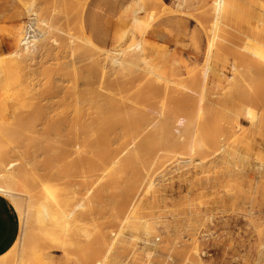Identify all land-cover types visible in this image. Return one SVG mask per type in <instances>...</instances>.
Here are the masks:
<instances>
[{
  "label": "rangeland",
  "instance_id": "rangeland-1",
  "mask_svg": "<svg viewBox=\"0 0 264 264\" xmlns=\"http://www.w3.org/2000/svg\"><path fill=\"white\" fill-rule=\"evenodd\" d=\"M125 1L128 3L124 5ZM135 1L114 0L113 4L109 5L111 6L109 9L108 5L100 4L98 0H0V70L2 71L0 72V152L4 155V151H10L9 154L5 153V156L0 154V158L1 155L3 157L0 160H5L8 156V159L17 161L18 167L21 166L19 177L22 179L19 178L21 181L18 180L14 184L16 191L33 197V202L39 201L41 197L42 201L47 199L48 203L54 204L57 198H66L74 190L80 191L81 180L77 178H69L70 180L67 178L65 179L67 182L58 181L59 185L47 180L39 183L35 172L32 174L31 170L35 171L40 167L44 176L54 167L62 164H56L53 159L49 160L47 155H54L52 152L56 153L58 150V146L54 147L55 137L69 136V127H67L69 124H66V121L73 117L75 107L80 106L81 102L84 101L89 106L92 104L103 112L106 110L105 115L103 114L105 117L102 116L104 122L108 120V123L118 126L116 123L126 118L131 127L134 119L133 124L135 121L138 125L141 124L140 128L139 126L134 128L132 130L134 132L131 131L129 134L125 132L123 134V129L117 127L120 129L110 136L106 144L110 151L115 150L114 157L112 156V160L107 164L108 167L105 165L104 168L100 167V170L90 174L87 180L89 200L86 201L89 205L88 207L86 203L85 205L86 209L91 208V211L85 219L83 227V232L86 230L85 234L81 232L79 225H71L66 230L62 228L63 225H58L50 228V232L56 235H54L55 242L49 243L39 232H35L39 236L29 232L33 229L30 225L26 240L27 247L31 249L26 248L28 255H25L26 252L23 255L29 261L28 264H98V260L100 264H264V71H260L259 68H255L254 71L252 68V71L247 73L246 65L239 58L246 49L250 52L253 48V52L250 53H254L257 48L255 46L260 45V51L257 50L260 55L256 53L257 51L254 54L258 56L257 58L253 54L251 56L249 52L246 53L254 58L252 60L254 63L256 61L255 64L258 62L264 69V57L261 56V54L264 56V0H224V9L216 25L212 16L213 0H139L143 11L137 16V21L134 20L132 12ZM27 6H31L39 18L45 17V20H48L47 27L43 26L48 34L39 49L33 52L34 55L24 60L23 57L17 59L13 53L20 49L17 44L19 36L15 34L21 32L28 21ZM108 11L112 16L109 23L112 27L110 35L103 30V22L99 15ZM212 33L214 47L208 57L207 49L213 37ZM70 35L72 39L69 38ZM87 40L91 44H88ZM137 41L142 44V51L128 54L129 57L126 55L127 58L132 59L133 64L111 67L107 56L110 51L117 49L118 45L125 48ZM148 44L150 50L147 48ZM148 53L150 57L146 55ZM23 55L21 53V56ZM259 56L262 58L261 61ZM207 58L213 70L205 84V105L197 118L199 124L194 121V129L191 127L193 123L191 124L189 112L175 111L173 106L176 104V99L179 101V97L187 94L196 103L200 100L199 94L203 86L202 70ZM143 60L153 69L149 70ZM231 77L233 82L236 81L235 83L238 84V90L232 89ZM240 82L242 85L239 84ZM77 92L82 95L83 92L87 94V100L84 99V95L82 101L81 95ZM73 93H77L78 96L77 94L73 96ZM241 95L243 99L247 96V100H241ZM110 98L114 102L109 101ZM237 99H240V102ZM88 100L89 104L85 102ZM93 101H95L94 105ZM69 110L71 113L68 114ZM13 111H18L20 116L22 114L21 118ZM22 118L24 127L17 129L21 131L25 128L21 131L24 133H18L16 130L13 134H20L19 137L22 136L20 138L15 135L16 141L22 138V142L25 143L20 144L15 141L16 144L11 140L14 138L13 134L12 136L10 134L11 138H9L7 133L9 130L5 125H14L16 119V127ZM180 118L184 119L183 126L177 124ZM170 120V127L163 129L166 126L164 127L162 122L169 123ZM205 120L208 123H205ZM54 123L59 127L54 126ZM119 124L121 126V123ZM217 124H219L218 128ZM46 125L50 129L48 131L51 136L47 137L51 139L45 141V144H48L45 148L42 146L44 138L41 134L46 136L44 133L48 132ZM157 125H160L159 128ZM52 127L56 129V131L53 129L55 132ZM43 128L46 129L42 132ZM137 130L140 131L137 132L138 134ZM210 130L215 132L212 133ZM192 131L196 133L192 134ZM210 134L213 139L211 143L206 144L210 142L211 138H208ZM205 136L207 137L203 141ZM174 137L176 144L179 145H174L175 141L169 140ZM11 142L16 145H12ZM26 144L29 151L23 147ZM13 146L15 147L12 149L15 150L11 152ZM48 147L50 154L47 153ZM39 148L41 151L46 149V152L43 151L45 157H42ZM24 151H28L26 156ZM30 151L33 153L32 156L34 155L31 158L34 161L31 162H35V157L39 153L40 157L36 159L37 163L31 164L32 168L34 165L38 168L35 166V170L32 168L26 170L28 177L24 172V166L28 168L31 165L22 163L27 155L30 160ZM132 151L136 154L139 152L138 157L142 159L141 162L139 158L136 164L138 166L143 164V167L141 166L143 178L133 187L135 190L127 188L125 183L120 191L116 190L114 185H106L112 167L115 166L114 169L120 167L117 163ZM73 157L74 155H71L68 159ZM39 160L42 161V164L40 162L42 166H38ZM25 162L29 161L26 159ZM111 162H116L118 166L114 164L110 167ZM47 165L49 166L46 168ZM18 167L16 169H20ZM41 171L37 170L36 174L37 172L40 174ZM234 171H238L239 176ZM234 174L237 178H234ZM122 178L124 181L127 180V171ZM33 180L40 184L39 188L38 184L36 187L33 186L37 192L35 194L40 196L38 198L34 192L32 193V189L29 190ZM33 184L36 185L34 182ZM43 185L46 188L50 187L49 192H46L45 186L43 189L46 190L41 188ZM100 191L102 202L95 200V194L101 193ZM46 194H51V202L48 200L51 197ZM93 200L94 202H91ZM131 208L134 209H132L134 213L129 219L124 220V216ZM209 216H212L210 221H208ZM145 223L148 224L150 231L148 238L143 234ZM119 231L121 235L114 237ZM40 236L42 238L39 239ZM82 236H86V239ZM143 238L147 241L154 240L149 241L154 248L150 244H143L141 242ZM101 239H104L101 242L102 247L94 255L91 254ZM112 240L114 243L111 245ZM108 246H110L109 251H107ZM10 251L11 249L0 256V262L18 264ZM88 254L90 257L88 256L87 259ZM101 259L104 262H101ZM23 260L27 262L24 256Z\"/></svg>",
  "mask_w": 264,
  "mask_h": 264
},
{
  "label": "bare ground",
  "instance_id": "bare-ground-1",
  "mask_svg": "<svg viewBox=\"0 0 264 264\" xmlns=\"http://www.w3.org/2000/svg\"><path fill=\"white\" fill-rule=\"evenodd\" d=\"M224 0H213V3H212V16H213V18H214V23H215V25H216V23H217V21H218V19L220 18V16H221V14H222V11H223V9H224ZM242 4V3H241ZM236 6V5H235ZM28 8H27V15H28V21L25 23V25H24V28L22 29V31L21 32H17L15 35L16 36H19V40H18V43L17 44H19V46H20V49H18V50H20V51H18L17 50V52H15V53H13L14 55H15V57L18 59V57L19 58H24V60H25V58L26 59H29V57L33 54L34 55V53L33 52H35V51H37V49H39V46H40V44L44 41V40H46L47 38H46V36H47V31L43 28V26H46L47 25V23H46V21H48V20H45V17H44V19H42V17L41 18H39V16L37 15V13L32 9V7L30 6H27ZM164 8V7H163ZM166 9V8H165ZM164 9V10H165ZM227 10H228V7H227ZM225 11V10H224ZM81 12V11H80ZM251 12H253V11H251ZM250 12V13H251ZM79 13V12H78ZM244 14V13H243ZM205 25H207V24H205ZM211 25V24H210ZM207 26H209V25H207ZM243 26V25H242ZM47 27V26H46ZM216 27V26H215ZM211 29V28H210ZM220 29H221V27H220ZM49 30H50V28H49ZM247 30V29H246ZM249 30V29H248ZM256 30H257V28H256ZM212 31H213V29H212ZM251 31V30H250ZM216 31L214 30V33H215ZM50 33V32H49ZM83 34V33H82ZM213 34V33H212ZM219 34V33H218ZM84 35V34H83ZM251 35V34H250ZM72 35H70L69 36V38L71 37ZM220 36V35H219ZM68 37V36H67ZM212 37V36H211ZM73 38V37H72ZM72 38H70V39H72ZM221 38H222V35H221ZM263 39V38H262ZM210 40V39H209ZM226 40V39H225ZM253 40V39H252ZM216 42H217V40H215ZM257 41H258V39H257ZM262 41V40H261ZM260 41V42H261ZM72 42H73V40H72ZM71 42V43H72ZM87 42H88V44H91V43H89V41L87 40ZM55 43V42H54ZM81 43V42H80ZM151 44V43H150ZM264 44V43H263ZM247 45V44H246ZM249 45H250V43H249ZM248 45V46H249ZM257 45V44H256ZM91 46V45H90ZM148 46H149V44H148ZM151 46H152V44H151ZM252 46V45H251ZM260 46V45H259ZM258 45L257 46H255V47H257L256 48V51L257 50H259L260 51V49H261V46L259 47ZM89 47V46H88ZM213 47H214V34H213V37L211 38V40L209 41V44H208V49H207V56L208 57H210V55H211V52H212V50H213ZM122 48V47H121ZM144 48V47H143ZM148 49L150 48V46L149 47H147ZM152 49L154 50V47H152ZM250 49V48H249ZM150 50V49H149ZM148 50V51H149ZM214 50H215V48H214ZM255 50V49H254ZM264 50V49H263ZM97 51V50H96ZM142 51V44L140 43V41L138 42H136L135 44H132V45H130V46H128V47H125V48H122V49H115V50H113V51H110V53H109V55H107L108 57V59L110 60V64L112 65H110L111 67H124L123 65H128V63H130V64H133V63H131V60H130V58H127V56L126 55H130L131 53L133 54L134 52H141ZM247 53L249 52L247 49L245 50ZM244 51V52H245ZM256 51H254V53H250V52H253V48H252V50L249 52V54H251V56H252V54L254 55L255 54V52ZM259 51H257L256 53H258L259 54ZM155 52V51H154ZM242 53V54H240V56H239V58L242 60V62H244V64L246 65V69L245 70H247L246 72L248 73V71L249 72H251L252 70V68H254V71H255V68H259V70L260 71H264V69H262L261 67V65H259L258 64V62H257V64H255L256 63V61H255V63L253 62V60L252 59H254V58H252L249 54H247V53ZM263 52V51H262ZM21 53H23L24 55L23 56H21ZM98 54V53H97ZM135 54V53H134ZM99 55V54H98ZM103 55V54H102ZM105 55V54H104ZM105 55V56H106ZM129 55H128V57H129ZM146 55H149V53L148 54H146ZM260 55V54H259ZM25 56V57H24ZM104 56V57H105ZM160 56V55H159ZM164 56V55H163ZM257 55H254V57L255 58H257L256 57ZM261 56L262 57H264L263 56V54H261ZM133 57V56H132ZM148 57H150V55L148 56ZM6 58V57H5ZM65 58V57H64ZM135 58V57H134ZM133 58V59H134ZM161 58H163V57H161ZM10 59V58H9ZM136 59H137V57H136ZM208 60L206 61V62H204V63H206V64H203V65H205V66H203L204 68H203V70H202V90H201V93L199 94V96H200V100H198L197 101V103L195 102V100L190 96V95H185L184 97L183 96H181V98L179 99L178 98V100L179 101H177V99L175 100L176 101V104L173 106V108H175V109H173V110H175V111H177V110H179V111H183L184 113L185 112H189V116H190V118H191V124L193 123V125H191V127H193L194 128V124L195 123H197L198 121V117H199V115L201 114V112H202V110H203V106L205 105V98H204V91H205V84L207 83V79L209 78L208 76H209V74L210 73H212L211 71L213 70V69H211V67L212 66H210V63H209V58H207ZM260 59H262L260 56H259V60ZM13 60V59H12ZM101 60V59H100ZM135 60V59H134ZM138 60V59H137ZM146 60V59H145ZM145 60H143V62H144V64L147 66V68L149 69V70H152L153 68H152V66H150V65H148L149 63L148 62H146ZM212 60V59H211ZM256 60H258V59H256ZM99 61V60H98ZM261 61V60H260ZM133 62H135V61H133ZM241 62V63H242ZM264 62V61H263ZM16 64H17V62H15ZM96 63V62H95ZM262 63V62H261ZM260 63V64H261ZM3 64V63H2ZM24 64V63H23ZM27 64V63H26ZM99 64H101V63H99ZM129 64V65H130ZM233 64H235V63H233ZM263 64V63H262ZM10 66V65H9ZM14 66V65H13ZM97 66V65H96ZM95 66V67H96ZM144 66V65H143ZM235 67V66H234ZM98 68V67H97ZM100 68V67H99ZM248 69H250V70H248ZM256 69V71L258 72V70ZM4 70V69H3ZM119 71V70H118ZM135 71V70H134ZM133 71V72H134ZM137 71V70H136ZM154 71V70H153ZM253 71V72H254ZM259 71V73H261ZM19 72V71H18ZM27 72V71H26ZM155 72V71H154ZM153 72V73H154ZM164 72V71H163ZM21 73V72H20ZM144 73V72H143ZM148 73V72H147ZM159 73V72H158ZM263 73V72H262ZM5 74V73H4ZM31 75H32V73H30ZM253 74V73H252ZM256 74V73H255ZM264 74V73H263ZM157 74H155V76H156ZM160 75V74H159ZM251 75V74H250ZM22 76V75H21ZM29 76V75H28ZM245 76V75H244ZM264 76V75H263ZM159 77V76H158ZM249 77V76H248ZM9 78V77H8ZM7 78V79H8ZM157 78V77H156ZM155 78V79H156ZM247 79V78H246ZM252 79V78H251ZM30 80H31V77H30ZM232 80V82H233V77H231L230 78V81ZM259 80V79H258ZM160 81V80H159ZM247 81V80H246ZM31 82V81H30ZM236 82V81H235ZM235 82H233L232 84V89L233 90H238V84L237 83H235ZM248 83V82H247ZM239 84H241L242 85V83L240 82ZM258 84V83H257ZM32 86V85H31ZM244 86V85H243ZM201 87V86H200ZM231 87V86H230ZM234 87V88H233ZM240 87H242V86H239V88ZM130 89V88H129ZM232 89H231V91H232ZM252 89V88H251ZM31 92V94L33 93L32 92V90H30ZM35 91V90H34ZM100 91V90H99ZM184 91V90H183ZM75 92V91H74ZM85 92V91H84ZM83 92V94L85 95V98L84 99H86L87 100V98L88 97H86V95L87 94H85ZM91 92V91H90ZM110 92V91H109ZM127 92V91H126ZM125 92V93H126ZM196 92V91H195ZM68 93V92H67ZM78 94H80V92H77ZM76 93V94H77ZM89 93V92H88ZM101 93V92H100ZM236 92H233V94H235ZM75 93H73V96H76V94L74 95ZM78 94H77V96H78ZM97 94H98V92H97ZM96 94V95H97ZM256 94V93H255ZM81 95V97L80 98H82V101H83V97H84V95H82V93L80 94ZM244 95V94H243ZM254 95V94H253ZM33 96V95H32ZM34 96H35V94H34ZM95 96V95H94ZM110 96V95H109ZM173 96V95H172ZM230 96V95H229ZM234 96V95H233ZM233 96H231V97H233ZM245 96V95H244ZM171 97V96H170ZM235 97V96H234ZM237 97V96H236ZM242 99L241 100H244V99H246L247 100V96H246V98H244L243 99V96L241 95L240 96ZM239 97V98H240ZM250 97V96H249ZM260 97H262V96H260ZM74 98H78L79 99V97H74ZM113 98V97H112ZM175 98H176V96H175ZM111 99V98H110ZM249 99V98H248ZM254 99V98H253ZM252 99V100H253ZM75 100V99H74ZM93 100V99H92ZM108 100V99H107ZM172 100V99H171ZM237 100H239V102H240V99H237ZM77 101V100H76ZM109 101H112V99L111 100H109ZM260 101H261V99H260ZM80 102H81V100H80ZM79 102V103H80ZM86 103H88L89 102V100L88 101H85ZM92 102V101H91ZM94 102L95 101H93V105H94ZM112 102H114V101H112ZM83 103V104H82ZM117 103H120V102H117ZM241 103H242V101H241ZM89 104V103H88ZM113 104V103H112ZM260 104V103H259ZM96 105L98 106V104L96 103ZM100 106H101V104H99ZM111 105V104H110ZM125 105V104H124ZM247 105H248V103H247ZM246 105V106H247ZM65 107H66V105H64ZM70 106V105H69ZM104 106H105V104H104ZM104 106H103V108H104ZM106 106H107V104H106ZM113 106V105H112ZM115 106V105H114ZM121 106H122V104H121ZM127 106V105H126ZM64 107V108H65ZM116 107V106H115ZM35 108V107H34ZM103 108H101L102 110H103ZM124 108V107H123ZM123 108H121V110L123 109ZM130 109L132 108V106L131 107H129ZM208 108V107H207ZM240 108V107H239ZM20 109V108H19ZM18 109V110H19ZM115 109V108H114ZM113 109V110H114ZM168 109V108H167ZM171 109V108H170ZM14 110V109H13ZM17 110V109H16ZM15 110V111H16ZM24 110V109H23ZM65 110V109H64ZM112 110V111H113ZM121 110H120V112L119 113H121ZM126 110H128V109H126ZM209 110V109H208ZM208 110H206L207 112H208ZM15 111H13V112H15ZM72 111V110H71ZM111 111V110H110ZM110 111H108V112H110ZM117 111H118V109H117ZM123 111H124V109H123ZM169 111H171V110H169ZM205 111V110H204ZM18 112V111H17ZM17 112H15V114L17 113ZM69 112H70V110L68 111V114H69ZM104 112H106V110L104 111ZM104 112L103 111H101L98 107L96 108V106H92V104H91V106H89V105H86L85 103H84V101L83 102H81V104H80V106H76L75 107V109H74V115H73V117L69 120V121H66V124L68 123L69 125L67 126V127H69V131H68V133H69V136H65V135H63V136H65V137H63L62 135V138L61 137H55V145H54V147L55 146H58V150H57V152L55 153V151H53L52 152V154L54 153V155H47V158H50L49 160H51V159H53V161H55V163L57 164H59V163H62L59 167H54L52 170H51V172L49 171L46 175H44L43 176V171H41V170H43V169H41L40 167V169L37 167V165H34V168H35V166H36V168H38V169H34V168H32V165L31 164H35V163H37V160L36 159H38V156L40 155V153H39V155L37 154V157H35L36 159H35V162L33 163V162H31L32 160H31V158L34 156H32V152H31V157H30V160H29V155H27L28 157L27 158H25L24 156H26V154H27V152L29 151L28 149H27V144L26 145H21V147L23 146V147H26V149L28 150L27 152H25L24 151V159L26 160L27 159V161H29V162H25V160L24 159H22V160H24L23 162L24 163H22L23 165L24 164H26L27 166L29 165H31V167H28V168H26L25 166H24V172H25V174H27V172H26V170L27 169H30V168H32L33 170H35V171H32L31 170V173L32 172H35L34 174L36 175H34L36 178H38L39 179V183H40V181H51V182H58V181H66L65 179H79V180H81V182H80V191H75L74 189V191H70L69 190V192H71L70 193V195H68L66 198H57V201H56V204H54L53 202L52 203H48V201H47V199H45L46 201H42V199H41V197L38 199L39 201H35V202H33L32 201V198L33 197H30L28 194H24V193H21V192H19V191H16V187H14V184L19 180V175H20V170H22L21 169V166L19 165V167H18V163H16L14 160H10V159H8V156H7V159H3V160H0V196L1 197H3L6 201H8V203L12 206V208L14 209V211L16 212V214H17V216H18V221H19V233H18V236H17V238H16V241L14 242V244H13V246H12V248H11V251L10 252H12V255L14 256V258L15 259H17V263L18 264H22V262H23V264H25V263H27L28 264V260H26V258H25V255H28V253L25 251L26 250V248H28L27 247V240H26V238H27V235L29 234L28 233V231L30 230V225H31V228H33V229H31L29 232H32V233H34L35 234V232L36 233H40V235L43 237V239H45L46 241H48L49 243H54L55 242V236L54 235H56V233L53 235L51 232H50V228L51 227H56V226H58V225H63V227L62 228H64V230H66L67 228H69L71 225L73 226H75V225H79V227H80V229L82 230L81 232H83V227H84V223H85V219L87 218L86 216L88 215V214H90V209H86V205H87V202L86 201H88L89 199L87 198V194H88V187H87V180H89L88 178H89V176H90V174L91 173H93V172H95V171H97V170H100V167H102V168H104V166L105 165H107L108 163H110V161L112 160V158L114 157L113 156V154H114V152H115V150L114 151H110L109 149H108V147L106 146V144H107V142H109L108 140H109V138H110V136L111 135H113V133L114 134H116V132L115 131H118L120 128H122L121 130H122V132H123V134H125V133H128L129 134V132H131L134 128L136 129L139 125H141V124H139L138 125V122H136L135 121V123L133 124V122H134V120H133V122H132V119H131V122H132V127L131 126H129V122L128 121H126V118H125V120H124V118H123V121H122V119H120L121 120V122H119V123H121V126H119L120 124L117 122L116 124L118 125V126H116L115 124H113V123H108V120L106 121L107 122V124H106V122H104L103 121V117H105V116H103V114H104ZM167 112V111H166ZM21 113H23V112H21ZM71 113V112H70ZM169 113V112H168ZM205 113V112H204ZM14 114V113H13ZM17 114H19L18 115V117H20L21 118V116H22V114H21V116H20V113H17ZM113 114V113H112ZM173 114V113H172ZM171 114V115H172ZM220 114V113H219ZM24 115V114H23ZM105 115V114H104ZM109 115V114H108ZM107 115V116H108ZM114 115V114H113ZM16 118H18L16 115H14ZM27 116H28V114H27ZM26 116V117H27ZM103 116V117H102ZM166 116H167V113H166ZM179 116V115H178ZM203 116V115H202ZM210 116H212V114L210 115ZM31 117V116H30ZM109 117H111V114H110V116ZM216 117V116H215ZM164 118H165V116H164ZM163 118V119H164ZM168 118V117H167ZM19 119V118H18ZM26 119V118H25ZM29 119V118H28ZM31 119V118H30ZM204 119V118H203ZM115 120V119H114ZM168 120H169V118H168ZM217 120H219V119H217ZM28 121V120H27ZM26 121V122H27ZM119 121V120H118ZM163 121V120H162ZM193 121V122H192ZM194 121H195V123H194ZM222 121V120H221ZM59 121L57 120V123H58ZM170 122H171V120L169 121V123H168V121L167 122H165V123H163L162 122V124L164 125V127L165 128H163V125L161 124V122H160V125H162L161 127L163 128V129H165L166 130V128L168 127H170L169 125H170ZM200 122H202V121H200ZM207 122V120H205V123ZM216 122V121H215ZM219 122V121H218ZM264 122V121H263ZM15 123H17V121H16V119H15ZM15 123H13L14 125H12L11 126V124L10 125H5V126H7L8 128V130H9V132H7L9 135V138H11L10 137V134H11V136H12V134H13V132L14 133H16V132H20L21 133V131H23V130H21V131H19L17 128L18 127H22L23 126V124H24V121H23V118L21 119V121H20V124H18L16 127H15ZM19 123V122H18ZM51 123V122H50ZM57 123L55 124L54 123V126H56L57 125ZM115 123V122H114ZM208 123V122H207ZM214 123V122H213ZM28 124H29V122H28ZM177 124L178 125H180V126H183V124H185L184 123V119L183 118H180L178 121H177ZM199 123H197V125H198ZM214 124H216V123H214ZM213 124V125H214ZM221 124V123H220ZM52 125V124H51ZM114 125V126H113ZM134 125V126H133ZM147 125V124H146ZM160 125H157V127L158 126H160ZM190 125V124H189ZM197 125H196V128H197ZM219 124H217V128L219 127L218 126ZM222 125V124H221ZM1 126V125H0ZM14 126V127H13ZM58 126V125H57ZM116 126V127H115ZM172 126V125H171ZM174 126V125H173ZM179 126V127H180ZM24 127V126H23ZM31 127V126H30ZM46 128H47V125L45 126ZM59 127V126H58ZM115 127V128H114ZM117 127H120V128H117ZM148 127V126H147ZM160 127V128H161ZM207 127V126H206ZM214 127V126H213ZM259 127V126H258ZM263 127V126H262ZM32 128V127H31ZM45 128V129H46ZM56 128V127H55ZM116 128H117V130H116ZM139 128H140V126H139ZM159 128V127H158ZM161 128V129H162ZM212 127L210 126L209 127V129H211ZM215 128H216V126H215ZM215 128H213V129H215ZM221 129H222V126L220 127ZM219 128V129H220ZM3 129V128H2ZM6 129V128H5ZM6 129V130H7ZM44 128H43V130H42V132L45 130ZM54 129V127H52V130ZM162 129V130H163ZM171 129V128H170ZM192 129V128H191ZM195 129V128H194ZM194 129H192V130H194ZM251 129V128H250ZM4 130V129H3ZM16 130H18V131H16ZM47 131L48 130H50L49 128H47L46 129ZM55 131H56V129H54ZM53 130V131H54ZM67 130V129H66ZM156 130V129H155ZM164 130V131H165ZM256 130V129H255ZM16 131V132H15ZM33 131V130H32ZM54 131V132H55ZM58 131V130H57ZM150 131V130H149ZM158 131V130H157ZM196 131V130H195ZM210 131H212V130H210ZM26 132V131H25ZM125 132V133H124ZM134 131H132V133H133ZM138 132V130L136 131V133ZM140 132V131H139ZM138 132V133H139ZM190 132V131H189ZM193 132L194 131H192V134H193ZM208 132H209V130H208ZM215 132V131H214ZM213 131H212V133H214ZM252 132V131H251ZM250 132V133H251ZM257 132V131H256ZM6 132H5V134H7ZM24 132H22L21 134H23ZM37 133H40V132H37ZM45 133V135L46 136H44V134L42 133H40L42 136L41 137H43L44 138V141H43V143H44V145H42L43 147H45L46 145L48 146V144H45V141L46 140H49V139H51V138H49V137H47L48 135L50 136V134H49V131L48 132H44ZM58 132H56V134H57ZM68 133L66 134V135H68ZM137 133V134H138ZM153 133V132H152ZM158 132H156V134H157ZM169 133V132H168ZM167 133V134H168ZM184 133V132H183ZM188 133V132H187ZM194 133H196V132H194ZM202 133V132H201ZM204 133V132H203ZM220 133V132H219ZM222 133H223V131H222ZM255 133V132H254ZM55 134V133H54ZM55 134V135H56ZM60 134H62V133H60ZM64 134V133H63ZM131 134V133H130ZM135 134V133H134ZM133 134V135H134ZM171 134V133H170ZM169 134V135H170ZM173 134V133H172ZM185 134H186V132H185ZM206 134V133H205ZM14 135V134H13ZM15 135H18V136H16V137H19V135L20 134H15ZM15 135L14 136H12V137H14V138H12L11 140H12V142L14 143L15 141H16V138H15ZM36 135V134H35ZM52 135V134H51ZM150 135H152V134H150ZM153 135H154V133H153ZM184 135V134H183ZM191 135V134H190ZM204 135V134H203ZM216 135V134H215ZM214 135V136H215ZM253 135V134H252ZM1 136V135H0ZM29 136H31V135H29ZM39 136V135H38ZM38 136H36L37 138H39ZM58 136H59V133H58ZM122 136V135H121ZM126 136H128V135H126ZM130 136V135H129ZM128 136V137H129ZM149 136V135H148ZM173 136V135H172ZM175 136V135H174ZM208 136H209V134H208ZM256 136V135H255ZM261 136V135H260ZM20 137H22V136H20ZM19 137V138H20ZM31 137H33V138H35L34 136H31ZM51 137V136H50ZM128 137H126V140H127V138ZM131 137V136H130ZM133 137V136H132ZM150 137V136H149ZM167 137V136H166ZM176 137V136H175ZM174 137V138H175ZM182 137V136H181ZM188 138H189V136H187ZM191 137H193V136H191ZM207 136H205V137H203V139L204 138H206ZM263 137V136H262ZM8 138V137H7ZM43 138H42V140H43ZM120 138V137H119ZM169 138H171L170 136H169ZM174 138H172V139H169V140H171V142H174L175 141V143H174V145L176 144V138H175V140H174ZM184 138H185V136H184ZM208 138H211V134H210V137H208ZM207 138V139H208ZM215 138V137H214ZM15 139V140H14ZM150 139V138H149ZM213 139V137L211 138V139H209L210 140V142L208 141V143H206V144H209V143H211V140ZM10 140V141H11ZM41 140V141H42ZM53 140V139H52ZM51 140V141H52ZM125 140V139H124ZM151 140V139H150ZM158 140V139H157ZM162 140V139H161ZM160 140V141H161ZM173 140V141H172ZM214 140H216V139H214ZM23 139L21 138V140L20 139H18V142L17 143H19L20 142V144L22 143V144H24L23 142ZM38 141H39V139H38ZM111 141V140H110ZM130 141H131V139H130ZM191 141V140H190ZM203 141H205V139L203 140ZM9 142V141H8ZM11 142V143H12ZM15 142V143H16ZM40 142V141H39ZM49 142V141H48ZM146 142V141H145ZM154 142V141H153ZM207 142V141H206ZM12 143V145H16V144H13ZM42 143V142H41ZM51 143V142H50ZM49 143V144H50ZM123 143V142H122ZM121 143V144H122ZM158 143V142H157ZM160 143V142H159ZM179 143V142H178ZM192 143V142H191ZM212 143H213V141H212ZM215 143V142H214ZM252 143V142H251ZM260 143V142H259ZM134 144V143H133ZM150 144H152V143H150ZM183 144V143H182ZM205 144V143H204ZM40 145V144H39ZM51 146L53 145L52 143L50 144ZM144 145L145 144H143V147H144ZM155 145V144H154ZM158 145V144H157ZM176 145H179V144H176ZM37 146H38V144H37ZM41 146V147H42ZM109 146V145H108ZM150 146H152V145H150ZM159 146V145H158ZM158 146H157V149H158ZM164 146V145H163ZM171 146H173V145H171ZM15 146H13V147H11V152H12V148H14ZM17 147H19V144H18V146ZM17 147H16V149H17ZM30 147H32V145H30ZM40 147V146H39ZM40 147V148H41ZM133 147V146H132ZM146 147V146H145ZM33 148V147H32ZM39 148V149H40ZM46 148V147H45ZM52 148H53V146H52ZM55 148H57V147H55ZM110 148V147H109ZM124 148V147H123ZM134 148V147H133ZM132 148V149H133ZM171 148V147H170ZM196 148V147H195ZM205 148V147H204ZM233 148V147H232ZM49 147H48V150H47V153L48 154H50L51 153V151H49ZM126 149V148H125ZM146 149V148H145ZM150 149V148H149ZM164 149V148H163ZM190 149H191V147H190ZM201 149V148H200ZM15 150V149H14ZM13 150V151H14ZM18 150V149H17ZM31 150H33V149H31ZM46 150V149H45ZM44 149H43V151L44 152H46ZM227 150V149H226ZM235 150V149H234ZM239 150V149H238ZM43 151H41V149H40V152H42L41 154L43 155ZM50 153H49V152ZM136 151V150H135ZM135 151H132L131 153H129V154H127L124 158H122V160H121V162L119 161V163H117V164H119L120 165V167L116 164V162H111V164H109V166L110 167H112V165H114V164H116L118 167H119V169H118V167L116 168V169H114V167H112V169H111V171L109 172L110 174H109V176H108V180H107V184L106 185H108V186H112V185H114V187H115V189L116 190H118V191H120L121 190V186L124 184V185H126V187L127 188H129V189H132L134 186H137L136 184L138 183V181L141 179V178H143V176H142V165L143 164H141V165H137L136 164V162H137V160L140 158V160H141V162H142V159H141V157L139 156L138 157V153L136 154V152ZM155 151V150H154ZM153 151V152H154ZM194 151V150H193ZM5 153H7L6 151H4ZM10 152V151H9ZM9 152H8V154H9ZM29 152V153H30ZM134 152V153H133ZM152 152V153H153ZM3 153V152H2ZM1 152H0V154H2ZM5 153H4V155L3 156H5ZM17 153H19V152H17ZM28 153V154H29ZM36 153V152H35ZM145 153V152H144ZM143 153V154H144ZM151 153V152H150ZM192 153V152H191ZM199 153V152H198ZM224 153V152H223ZM227 153V152H226ZM7 154V155H8ZM206 154V153H205ZM2 155H1V158H3L2 157ZM41 155V156H42ZM44 155H45V153H44ZM42 156V157H45V156ZM71 155H74V157L72 158V159H68ZM201 155V154H200ZM36 156V155H35ZM113 156V157H112ZM143 156V155H142ZM144 156H146V154H144ZM143 156V157H144ZM220 156V155H219ZM225 156V155H224ZM22 157V158H23ZM40 157V156H39ZM56 159H55V158ZM116 157V156H115ZM142 157V158H143ZM203 157V156H202ZM207 157V156H206ZM226 157V156H225ZM0 158V159H1ZM41 159V158H40ZM44 159V158H43ZM144 159H146V157L144 158ZM42 160V159H41ZM41 160H39L38 162H39V165L38 166H42V165H40V162H41V164H42V161ZM214 160V159H213ZM221 160V159H220ZM225 160V159H224ZM243 160V159H242ZM34 161V160H33ZM143 161H145L146 162V160H143ZM201 161V160H200ZM21 163V162H20ZM49 163V162H48ZM53 163V162H52ZM54 163V164H55ZM144 163V162H143ZM204 163V162H203ZM50 164V163H49ZM227 164V163H226ZM231 164V163H230ZM250 164V163H249ZM17 165V166H16ZM45 165V164H44ZM51 165V164H50ZM53 165V164H52ZM49 165H47L46 166V168L48 167ZM142 166V167H141ZM212 166V165H211ZM233 166V165H232ZM248 166V165H247ZM20 168V169H16V168ZM23 167V166H22ZM106 167H108V165L106 166ZM151 167V166H150ZM199 166H197V168H198ZM204 167V166H203ZM221 167V166H220ZM226 167V166H225ZM43 168H45V167H43ZM147 168V167H146ZM200 168V167H199ZM217 168V167H216ZM233 169H234V167H232ZM110 169V168H109ZM118 169V170H117ZM196 169V168H195ZM37 170H40L41 172H40V174L37 172V174H36V171ZM49 170V169H48ZM144 170V169H143ZM44 171H46L45 169H44ZM128 172V178H127V180H123V174L125 173V172ZM131 171V172H130ZM152 171V170H151ZM202 172H203V170H202ZM234 172H236V171H234ZM21 175H23V171H21ZM97 173V172H96ZM237 173V175L239 176V174H238V171L236 172ZM24 174V175H25ZM33 174V173H32ZM42 174V176H39V175H41ZM122 174V175H121ZM250 174V173H249ZM127 175V174H126ZM235 175V174H234ZM242 175V174H241ZM27 176H28V174H27ZM38 176V177H37ZM122 176V177H121ZM125 176V175H124ZM29 177V176H28ZM31 177V176H30ZM26 178V177H25ZM121 178H122V180L123 181H121ZM212 178V177H211ZM234 178H237V176L235 175V177ZM239 178V177H238ZM20 179H22V178H20ZM28 179V178H27ZM37 179V180H38ZM69 179V180H70ZM125 179H126V177H125ZM223 179V178H222ZM32 180V178L30 179V181ZM150 180V179H149ZM19 181H21V180H19ZM202 181V180H201ZM204 181V180H203ZM232 181V180H231ZM24 182V181H23ZM33 182L36 184V185H34L33 184ZM67 182V181H66ZM143 182V181H142ZM142 182H140V183H142ZM150 182V181H149ZM229 182V181H228ZM233 182V181H232ZM234 182H235V180H234ZM20 183H22V182H20ZM56 183H55V185H56ZM139 183V184H140ZM37 182H35V180H33L32 181V187L29 189L30 191H31V189H32V193L34 192V194H35V192H36V190L35 189H33V186L34 187H36L37 186ZM43 184V183H42ZM50 184V183H49ZM104 184V185H105ZM145 184V183H144ZM149 185H148V188H150V183H148ZM53 186H54V184H52ZM57 185H59L58 183H57ZM56 185V186H57ZM104 185H103V187H104ZM105 185V186H106ZM204 185V184H203ZM251 185V184H250ZM259 185V184H258ZM12 186H13V188H12ZM17 186V185H16ZM45 185H43L41 188L43 189V187H44ZM139 186H141V185H139ZM222 186V185H221ZM38 188L40 187V184H38V186H37ZM48 187V186H47ZM107 187V186H106ZM207 187V186H206ZM218 187V186H217ZM258 187V186H257ZM41 188H40V190L39 191H41ZM45 188H46V186H45ZM44 188V189H45ZM49 188L50 187H48V188H46L45 190H46V192H49ZM239 188V187H238ZM262 188H263V186H262ZM43 189V190H44ZM105 189V188H104ZM103 189V190H104ZM134 189V188H133ZM137 189H138V187H137ZM42 190V191H43ZM53 190V189H52ZM135 190V189H134ZM213 190V189H212ZM250 190V189H249ZM262 190V189H261ZM21 191V190H20ZM102 191V190H101ZM100 191V192H101ZM115 191V190H114ZM126 191V190H125ZM133 191V190H132ZM239 191V190H238ZM103 192V191H102ZM102 192L101 193H96L95 195V200L96 201H101L102 202V199H101V195H102ZM123 192V191H122ZM30 193V192H29ZM31 193V194H32ZM90 193V192H89ZM105 193V192H104ZM104 193H103V195H104ZM255 193V192H254ZM33 194V195H34ZM36 194H37V192H36ZM35 194V195H36ZM39 194V193H38ZM45 194V193H44ZM124 194V193H123ZM126 194V193H125ZM129 194V193H128ZM156 194V193H155ZM236 194V193H235ZM242 194V193H241ZM35 195H34V198H35ZM47 196L49 195H51V194H46ZM232 195V194H231ZM32 196V195H31ZM38 196L36 195V198H38ZM42 196H44V195H42ZM123 196V195H122ZM230 196V195H229ZM51 197V196H50ZM50 197H48V198H50ZM102 197H104V196H102ZM114 197V196H113ZM129 197V196H128ZM212 197V196H211ZM77 200H76V199ZM94 198V197H93ZM254 198V197H253ZM40 199H41V201H40ZM53 199H54V197H53ZM117 199H118V197H117ZM126 199V198H125ZM129 199V198H128ZM209 199V198H208ZM43 200H44V198H43ZM50 202L52 201V197H51V199H48ZM55 200V199H54ZM53 200V201H54ZM75 200L77 201V202H75ZM91 200V199H90ZM128 201V200H127ZM191 201V200H190ZM263 201V200H262ZM75 204H74V203ZM91 202H94V200L93 201H91ZM90 202V203H91ZM120 202V201H119ZM256 202V201H255ZM85 203H86V205H85ZM231 203V202H230ZM229 203V204H230ZM94 204V203H93ZM100 204H102V203H100ZM234 204V203H233ZM258 204V203H257ZM260 204V203H259ZM89 205V204H88ZM88 205H87V207H88ZM104 205V204H103ZM99 206V205H98ZM215 206V205H214ZM101 207V206H100ZM103 207V206H102ZM259 207V206H258ZM98 208V207H97ZM182 208V207H181ZM221 208V207H220ZM133 208H131V210L129 211V213L127 214V215H125L124 216V220H127V219H129L130 218V216L132 215V213H134L133 212V210H132ZM128 211V210H127ZM102 212V211H101ZM119 214V213H118ZM213 216V215H212ZM212 216H209L208 218H209V220L208 221H210V219H211V217ZM207 218V219H208ZM98 220V219H97ZM100 220V219H99ZM123 220V222H125ZM127 222V221H126ZM200 222V221H199ZM205 222H207V221H205ZM202 224V223H201ZM32 226H35V227H32ZM120 227V226H119ZM61 228V227H60ZM76 229H78V228H76ZM143 229H144V236H146L147 238H148V235L150 236V234H149V228H148V224L147 223H145L144 225H143ZM33 230V231H32ZM114 230V229H113ZM173 230V229H172ZM79 232H80V230H79ZM85 232H86V230H85ZM85 232H83L84 234H85ZM32 233H30V234H32ZM83 233H82V235H83ZM36 235V234H35ZM38 235V234H37ZM36 235V236H37ZM81 235V234H80ZM119 235H121L120 234V231L117 233V234H114V237H117V236H119ZM131 235V234H130ZM39 236V235H38ZM38 237L39 239L40 238H42V237ZM87 236H88V234H87ZM101 236V235H100ZM133 236V235H132ZM81 237V236H80ZM83 237V236H82ZM85 237V239H86V236H84ZM83 237V238H84ZM113 237V238H114ZM82 238V239H83ZM100 238V237H99ZM102 238H104V237H102ZM136 238V237H135ZM196 238V237H195ZM28 239V238H27ZM70 240V239H69ZM84 240V239H83ZM100 240V239H99ZM149 240V239H148ZM193 240V239H192ZM97 242H98V240H96ZM104 241V239H101V241L99 242V243H97V247H96V249L93 251V252H91V251H89V253L91 252V254H95V253H97L98 251H99V248L100 247H102L101 246V242H103ZM124 241V240H123ZM149 241H154V240H149ZM149 241H147V240H144V238H143V240H141V242L143 243V244H150L151 242H149ZM61 242V241H60ZM86 242V241H85ZM149 242V243H148ZM112 243H114L113 242V240L111 241V245H112ZM116 243V242H115ZM154 243V242H153ZM152 243V245H155V244H153ZM195 243V242H194ZM61 244V243H60ZM103 244V243H102ZM110 244V243H109ZM65 245H67V244H65ZM75 245V244H74ZM86 245V244H85ZM87 245H88V243H87ZM110 245V246H111ZM192 245H194V244H192ZM81 246H82V244H81ZM92 246V245H91ZM110 246H108L109 248H108V250L107 251H109L110 250ZM149 246V245H148ZM150 246H151V244H150ZM63 247V246H62ZM65 247V246H64ZM88 247V246H87ZM107 247V246H106ZM152 247V246H151ZM93 248V247H92ZM152 248H154V247H152ZM195 248V247H194ZM28 249H31V248H28ZM33 249H35V248H33ZM69 249V248H68ZM79 249V248H78ZM88 249V248H87ZM86 250V249H85ZM24 252H26L27 254H25ZM85 252V251H84ZM38 253V252H37ZM108 253V252H107ZM23 254H25V255H23ZM30 254V253H29ZM87 254V253H86ZM30 255H32V254H30ZM34 255V254H33ZM36 255V254H35ZM108 255V254H107ZM107 255H105L106 257H107ZM23 256H24V259L27 261V262H25L24 260H23ZM87 257V259H88V256H89V254L88 255H86ZM29 257V256H28ZM83 257H84V255H83ZM90 257V256H89ZM30 258V257H29ZM105 258V257H104ZM103 258V259H104ZM30 259H33V258H30ZM103 259H101L102 261L101 262H104L103 261ZM198 259V258H197ZM85 261H86V259H85ZM25 262V263H24ZM97 262V261H96ZM87 263V262H86ZM98 264H100V262H99V260H98V262H97ZM0 264H5V263H1L0 262ZM31 264V263H30ZM32 264H34V263H32ZM85 264V263H84ZM96 264V263H95Z\"/></svg>",
  "mask_w": 264,
  "mask_h": 264
},
{
  "label": "crops",
  "instance_id": "crops-1",
  "mask_svg": "<svg viewBox=\"0 0 264 264\" xmlns=\"http://www.w3.org/2000/svg\"><path fill=\"white\" fill-rule=\"evenodd\" d=\"M100 4L108 5V8L111 9L109 5L113 4L114 0H98ZM128 1L124 2V5L127 4ZM133 9L134 20H138V15H140L143 11V7L139 0L135 1ZM102 20V28L106 31V34L110 35L112 33V27L110 26L111 21V12H105L104 14H99ZM121 45L117 46V49H122ZM2 73V71L0 70ZM1 197V196H0ZM0 199V256L8 252L13 246L14 242L19 233V221L18 216L12 206L8 203V201H4L5 199L1 197ZM4 199V200H3Z\"/></svg>",
  "mask_w": 264,
  "mask_h": 264
}]
</instances>
